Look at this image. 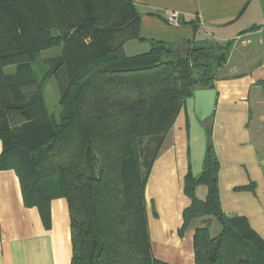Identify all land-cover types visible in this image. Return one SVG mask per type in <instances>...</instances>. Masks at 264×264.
Instances as JSON below:
<instances>
[{
  "label": "trees",
  "instance_id": "trees-1",
  "mask_svg": "<svg viewBox=\"0 0 264 264\" xmlns=\"http://www.w3.org/2000/svg\"><path fill=\"white\" fill-rule=\"evenodd\" d=\"M141 17L132 0H0V169L16 171L26 206L44 220L51 201L66 198L72 264H168L152 253L148 178L187 99L214 87L232 48L231 41L153 40L148 51L128 55ZM54 46L62 52L45 60L40 79L33 65ZM49 76L60 85L59 118L44 101ZM208 135L202 172L185 178L192 203L181 232L202 219L196 264H264V239L245 217L222 209ZM199 185L208 188L204 201ZM212 218L222 227L217 236Z\"/></svg>",
  "mask_w": 264,
  "mask_h": 264
},
{
  "label": "crops",
  "instance_id": "crops-1",
  "mask_svg": "<svg viewBox=\"0 0 264 264\" xmlns=\"http://www.w3.org/2000/svg\"><path fill=\"white\" fill-rule=\"evenodd\" d=\"M142 11L140 35L125 44L128 55L148 51L151 41L227 43L228 60L214 81L211 117L200 121L190 96L167 134L146 186L153 256L168 264H196L194 237L202 219L183 233L184 211L192 201L185 178L203 170L209 141L220 162L223 211L245 217L264 239V5L262 0H132ZM177 12L182 23L166 15ZM3 144L0 139V155ZM208 188L199 185L204 201ZM219 224V225H217ZM216 230L213 232L215 226ZM222 230L212 218L210 232ZM0 264H72L71 219L66 198L50 203L44 220L37 206H26L13 169H0Z\"/></svg>",
  "mask_w": 264,
  "mask_h": 264
},
{
  "label": "rangeland",
  "instance_id": "rangeland-1",
  "mask_svg": "<svg viewBox=\"0 0 264 264\" xmlns=\"http://www.w3.org/2000/svg\"><path fill=\"white\" fill-rule=\"evenodd\" d=\"M217 53H221L223 50H217ZM62 52V46H54L52 48H49L47 50L42 51L41 58L34 63V70L36 71L37 75L40 79H42L46 73V71L49 69V65L45 62L46 59L60 55ZM15 66H9L5 68L6 73H13L15 71ZM60 85L58 83V80L55 76H49L46 78L43 88V95H44V101L46 103V106L50 113L54 114L57 118L60 117V104H59V89ZM219 225V224H217ZM213 228V232H215L216 227Z\"/></svg>",
  "mask_w": 264,
  "mask_h": 264
},
{
  "label": "water",
  "instance_id": "water-1",
  "mask_svg": "<svg viewBox=\"0 0 264 264\" xmlns=\"http://www.w3.org/2000/svg\"><path fill=\"white\" fill-rule=\"evenodd\" d=\"M194 97H195L196 117L200 121H204L209 117H211L215 109V103L217 97L216 89L215 88L196 89L194 91Z\"/></svg>",
  "mask_w": 264,
  "mask_h": 264
},
{
  "label": "built area",
  "instance_id": "built-area-1",
  "mask_svg": "<svg viewBox=\"0 0 264 264\" xmlns=\"http://www.w3.org/2000/svg\"><path fill=\"white\" fill-rule=\"evenodd\" d=\"M166 20L172 25H180L182 23L180 15L177 12H169L166 15Z\"/></svg>",
  "mask_w": 264,
  "mask_h": 264
}]
</instances>
